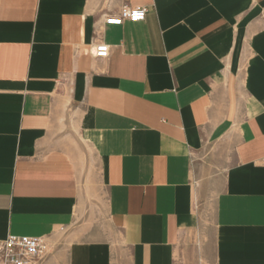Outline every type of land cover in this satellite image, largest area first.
Segmentation results:
<instances>
[{"label":"crops","instance_id":"crops-1","mask_svg":"<svg viewBox=\"0 0 264 264\" xmlns=\"http://www.w3.org/2000/svg\"><path fill=\"white\" fill-rule=\"evenodd\" d=\"M9 234L35 264H264V0H0Z\"/></svg>","mask_w":264,"mask_h":264},{"label":"built area","instance_id":"built-area-1","mask_svg":"<svg viewBox=\"0 0 264 264\" xmlns=\"http://www.w3.org/2000/svg\"><path fill=\"white\" fill-rule=\"evenodd\" d=\"M145 7H131L125 5L122 9L106 18L109 24L120 25L126 20L142 21L146 19ZM109 46L101 43L95 47L96 56H108ZM49 245L42 237L30 235L9 234L0 240V264H35L48 252Z\"/></svg>","mask_w":264,"mask_h":264}]
</instances>
